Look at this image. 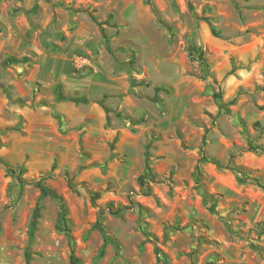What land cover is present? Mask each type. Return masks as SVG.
<instances>
[{
    "label": "rangeland",
    "instance_id": "rangeland-1",
    "mask_svg": "<svg viewBox=\"0 0 264 264\" xmlns=\"http://www.w3.org/2000/svg\"><path fill=\"white\" fill-rule=\"evenodd\" d=\"M0 159V264H264V0H0Z\"/></svg>",
    "mask_w": 264,
    "mask_h": 264
},
{
    "label": "trees",
    "instance_id": "trees-1",
    "mask_svg": "<svg viewBox=\"0 0 264 264\" xmlns=\"http://www.w3.org/2000/svg\"><path fill=\"white\" fill-rule=\"evenodd\" d=\"M57 100H59V99H57ZM0 164L6 169V171H12V170H14L7 162H5V161H3L1 159H0ZM38 186H39V188L41 190V195H47V193L45 192V190L42 187L41 183H39ZM61 210L64 212V210H63L62 207H61ZM107 242H109V240L107 238H105V241H104V244H103V248L100 251L101 254L103 253L104 246L106 245ZM158 254L161 255V259L164 260V255L161 253V250L160 249H158Z\"/></svg>",
    "mask_w": 264,
    "mask_h": 264
}]
</instances>
